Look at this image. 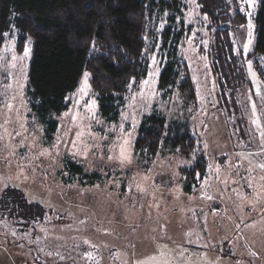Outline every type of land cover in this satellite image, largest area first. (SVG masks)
Instances as JSON below:
<instances>
[{"label":"rangeland","instance_id":"rangeland-1","mask_svg":"<svg viewBox=\"0 0 264 264\" xmlns=\"http://www.w3.org/2000/svg\"><path fill=\"white\" fill-rule=\"evenodd\" d=\"M258 2L250 6L249 0H240L245 23L233 31L235 47L246 59L248 86L241 95L217 97L207 56V21L197 0H183L176 27L181 32L178 55L195 85V104L186 108L178 92L163 97L158 90L161 23L156 40L145 38L147 75L122 97L116 119L100 117L84 71L67 96V110L53 118L57 127L51 138L29 107L32 40L18 52L17 30L5 34L0 48V192L17 187L29 201L62 215L51 226L26 229L36 237L37 252L53 254L60 264H264V58H247L254 51ZM85 73L87 89L81 92ZM153 109L170 122L190 124L198 142L191 159L176 150L154 157L134 153L141 117ZM199 153L206 158L205 175L185 193L182 170ZM68 159L85 174L97 172L99 180L83 185L70 174ZM10 222L0 215V264H35L28 234L19 238Z\"/></svg>","mask_w":264,"mask_h":264},{"label":"trees","instance_id":"trees-1","mask_svg":"<svg viewBox=\"0 0 264 264\" xmlns=\"http://www.w3.org/2000/svg\"><path fill=\"white\" fill-rule=\"evenodd\" d=\"M197 3L211 33L207 56L217 97L236 98L248 86L246 59L237 51L233 34L236 27L245 23L238 11L240 0ZM183 11V0H0V48L12 27L18 32V52L28 39L32 40L27 74L29 107L45 126L46 137L51 138L57 127L53 118L67 110V96L76 90L84 71L89 74L91 89L97 96L100 117L116 119L122 97L147 75L145 38L151 36L156 40L161 23L165 27L159 34L162 65L158 90L163 97L176 91L184 107L194 105L195 85L188 65L178 55L181 32L176 27ZM255 26L254 51L247 58H264V0L258 2ZM254 67L262 74L257 61ZM197 146L187 121L170 122L155 109L141 117L133 144L136 155L154 157L163 150H176L185 159H191ZM66 165L83 185H93L100 178L97 172L85 174L71 159ZM206 168V158L199 153L193 164L182 170L185 193L200 184ZM0 215L11 221L16 228L14 233L21 239L28 234L24 233L26 229L48 227L62 218L38 202L29 201L21 189L13 186L0 192ZM25 238L33 243L34 262L60 264L53 254L48 256L35 250L39 245L34 243V233Z\"/></svg>","mask_w":264,"mask_h":264},{"label":"snow or ice","instance_id":"snow-or-ice-1","mask_svg":"<svg viewBox=\"0 0 264 264\" xmlns=\"http://www.w3.org/2000/svg\"><path fill=\"white\" fill-rule=\"evenodd\" d=\"M249 3H250V6H251L252 4H254V0H249ZM249 29H251V24H249ZM249 36H251V31H249ZM249 43H251V41H249ZM247 47L248 46L245 45V51H247ZM28 54H29V50L27 48H25V50H24V56L27 57ZM145 83H148V81H145ZM86 89H87V73H85L84 86L81 88V92H85ZM262 135H264V133H262ZM121 157H122L121 162L123 163L124 160L127 159V157L124 156L123 150L121 152ZM109 159H111V157ZM85 243H87V241H85Z\"/></svg>","mask_w":264,"mask_h":264},{"label":"crops","instance_id":"crops-1","mask_svg":"<svg viewBox=\"0 0 264 264\" xmlns=\"http://www.w3.org/2000/svg\"><path fill=\"white\" fill-rule=\"evenodd\" d=\"M7 244V243H6ZM211 244V243H210ZM209 244V246L208 247H212L211 245ZM227 257V256H226ZM228 259H230V258H226L225 260H227L228 261ZM247 260V259H246ZM246 260H244L245 262H246Z\"/></svg>","mask_w":264,"mask_h":264},{"label":"built area","instance_id":"built-area-1","mask_svg":"<svg viewBox=\"0 0 264 264\" xmlns=\"http://www.w3.org/2000/svg\"><path fill=\"white\" fill-rule=\"evenodd\" d=\"M35 264H41V263H37V262H36Z\"/></svg>","mask_w":264,"mask_h":264}]
</instances>
